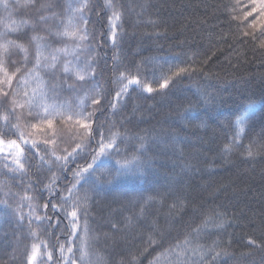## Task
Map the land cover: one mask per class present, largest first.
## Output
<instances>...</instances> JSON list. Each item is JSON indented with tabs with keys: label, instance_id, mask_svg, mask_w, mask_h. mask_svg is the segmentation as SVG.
<instances>
[{
	"label": "trees",
	"instance_id": "1",
	"mask_svg": "<svg viewBox=\"0 0 264 264\" xmlns=\"http://www.w3.org/2000/svg\"><path fill=\"white\" fill-rule=\"evenodd\" d=\"M7 4L0 264H28L33 244L32 264H264V0ZM122 72L140 86L117 98Z\"/></svg>",
	"mask_w": 264,
	"mask_h": 264
},
{
	"label": "snow or ice",
	"instance_id": "2",
	"mask_svg": "<svg viewBox=\"0 0 264 264\" xmlns=\"http://www.w3.org/2000/svg\"><path fill=\"white\" fill-rule=\"evenodd\" d=\"M4 7L5 8L8 7L7 0H4ZM260 9H261V16H264V4H261L260 5ZM255 10L256 9L254 7L253 8V11H255ZM251 15H252V12H247L246 13V16H251ZM114 16H115L116 19H119V15L118 14L114 13ZM261 24H262V26H264V20L261 21ZM252 27L253 28L256 27V22L255 21L253 22ZM113 29H114V26H113ZM65 34L67 35L68 33H65ZM71 35H75V33H71ZM245 35H250V33H245ZM261 35H264V32H262ZM115 37H116V34H115V31L113 30V32H112L113 43H115ZM87 38H88V36H87V33L86 32L79 37V39L81 41L86 40ZM253 38L255 39V37H253ZM11 44H12V42L9 41V42H7L4 45H0V47H3L5 50H7L8 46L11 45ZM16 47H20V46L19 45H16ZM260 47L261 48H264V41H262L260 43ZM52 59H53V62H54L55 59H56V57L53 56ZM36 66L37 67L40 66L39 46H38V50H37ZM89 68H90V66H89ZM64 71L65 72H68L69 71V68H68L67 65H65ZM137 71H139V69H137ZM184 71H186V69H184V68H181V69L178 70V72H184ZM87 73H88V68L81 69V70H77L75 72L77 79L80 80V81H84L86 79ZM125 80H127V83L126 84L124 83ZM118 81L120 82L121 87H120V91H118L116 93V97L117 98H122V96L124 94H127L128 89H129V87L131 85L140 86V81L135 76L129 78L123 72L120 73V75L118 77ZM167 84H168V80L165 79L164 80V83L161 85V87H165V86H167ZM147 91L149 93H151L153 91V89L149 86V87H147ZM5 96H7V94H5ZM0 103H2V102H0ZM92 103L93 104H99L100 101L98 99H93ZM113 107H114V105H113ZM90 116H91V113H89L88 116L85 117V119L90 118ZM240 123L241 122L238 120L237 121V124H236V128H237L236 135H237V137L240 135L241 132H243V128L240 126ZM84 126L86 128L88 127L87 125H84ZM101 138L103 140L102 134H101ZM102 140H101V144H100V151L96 155H93V157H92V163H89L86 168H81L80 171L78 173H76V176H77L78 179L76 181V184H73L72 187L67 190L68 191V196H61L60 197V199L62 201V204L69 203V201L72 198L73 188H75L77 186V184L80 183V179H83V173L88 172L89 169H92L93 171H95L93 165L96 163V160L98 159V156L101 155V154H103L106 148H112L113 147L112 143H108L107 145H105L102 142ZM12 143L15 144V141H13ZM17 147H19V146L17 145ZM33 147H35V145H33ZM77 147H79V145H77ZM71 155L72 154L69 153V156H71ZM249 155H251V152H249ZM58 159H60V158L58 157ZM63 159L65 160V162H67L68 157H64ZM117 163H119V162H117ZM115 171H116L117 177H119L121 175L128 174L131 171V169L128 167V164L125 163L124 165H121V167L117 168ZM47 207H48V205L46 204L45 205V208H47ZM52 208H53V210H55L57 208V206L55 204H53L52 205ZM71 208H72V210L71 211H68V209L66 207H63L62 206L61 210L64 212L66 218L67 217H70L69 223L72 225L73 230H75V228L77 227L78 221H79V217H78V214H77L78 213V204L75 201H73L71 203ZM37 219H40V217H37ZM86 235H87V227L85 225V237H86ZM85 237H82V240H84ZM250 243H254V242L253 241H250ZM62 248H63V246L61 245V249ZM69 251L71 252V249H69ZM38 253H39V246L36 245V244H33L32 245L31 252L27 254L28 264H32V262L36 261L37 256H38ZM47 255H48V259L51 260V258H52L51 253H48ZM83 256H84V253L82 252V255H81V258L82 259H83ZM73 264H75V261H73Z\"/></svg>",
	"mask_w": 264,
	"mask_h": 264
},
{
	"label": "rangeland",
	"instance_id": "3",
	"mask_svg": "<svg viewBox=\"0 0 264 264\" xmlns=\"http://www.w3.org/2000/svg\"><path fill=\"white\" fill-rule=\"evenodd\" d=\"M145 90L147 91V88H145ZM244 118H245V116H243V117H241L240 119H238L241 123H240V126H242V123H243V121H244ZM237 120V121H238ZM237 123V122H236Z\"/></svg>",
	"mask_w": 264,
	"mask_h": 264
}]
</instances>
